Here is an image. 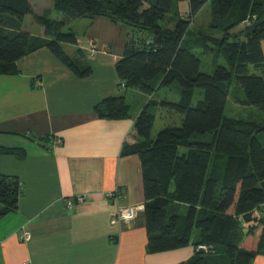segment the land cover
<instances>
[{
  "label": "trees",
  "instance_id": "1",
  "mask_svg": "<svg viewBox=\"0 0 264 264\" xmlns=\"http://www.w3.org/2000/svg\"><path fill=\"white\" fill-rule=\"evenodd\" d=\"M51 1L61 19L34 15L29 0H0V76L17 75L20 59L46 49L74 76L87 78L92 70L82 50L69 57L61 48L77 44L74 33L63 32L65 26L104 18L128 30L123 56L114 65L117 86L123 83L149 101L134 119L121 156L140 161L146 253L192 247L193 256L180 264H251L264 256V147L257 139L264 135V0ZM206 4L208 25L196 26L194 19ZM28 14L41 28L40 36L21 30ZM133 30L147 36L134 39ZM208 53L224 61L211 74L199 71V57ZM249 66L255 74H249ZM234 80L244 94L236 102L258 109L260 120L224 116ZM172 84L179 88L178 102L153 99L155 91ZM195 89L203 91V99L193 105ZM149 105L178 114L180 125L152 137L155 117ZM93 111L101 119L130 118L123 96L105 98ZM194 134L211 139L191 142ZM0 155L21 159L25 150L0 147ZM20 196L18 178L0 174V219L17 211Z\"/></svg>",
  "mask_w": 264,
  "mask_h": 264
},
{
  "label": "crops",
  "instance_id": "2",
  "mask_svg": "<svg viewBox=\"0 0 264 264\" xmlns=\"http://www.w3.org/2000/svg\"><path fill=\"white\" fill-rule=\"evenodd\" d=\"M187 10L184 5L183 16ZM209 20L197 25L206 27ZM74 21L83 29L75 48L90 58L89 77L77 78L46 49L20 59L17 75L0 76V99L13 107L0 119V147L25 150L21 159L0 155V174L21 184L17 211L0 219V264L186 262L192 247L146 253L143 210L133 221L110 224L117 207L144 203L139 158L121 156L133 118L101 119L93 111L103 99L120 97L114 65L123 56L128 30L104 18ZM260 48L264 58V40ZM138 96L143 105L145 96ZM42 137L47 138L38 141ZM116 191L117 199L106 198ZM78 196L83 202L68 209L66 201ZM22 228L30 241H22ZM251 264H264V256Z\"/></svg>",
  "mask_w": 264,
  "mask_h": 264
},
{
  "label": "rangeland",
  "instance_id": "3",
  "mask_svg": "<svg viewBox=\"0 0 264 264\" xmlns=\"http://www.w3.org/2000/svg\"><path fill=\"white\" fill-rule=\"evenodd\" d=\"M29 4L33 10L34 15H44L47 16L49 19H61L62 15L56 11H54L52 7V1L51 0H29ZM210 7L209 4H207L200 16L197 18V23L200 21H204L207 17H209ZM196 23V26H197ZM160 24H162L160 22ZM243 26L238 28L237 30L241 29ZM21 30L29 33L30 35H40L41 34V28L37 25L35 22L33 15L28 14L24 16L22 20ZM82 27L81 25L76 24L75 21H71L68 23L65 28L63 29L64 33H74L77 40H83L84 36L82 35ZM133 38H145L147 36L146 33H139L137 30H133ZM69 46V48H67ZM61 48L65 54H67L69 57H73L76 48L75 45L72 44H62ZM90 54V53H89ZM201 60L200 69L199 71L201 73H207L211 74L214 70V67L216 65H224V61L222 58H215L212 53L204 54L199 57ZM90 59V58H89ZM88 58H84V61L86 64H89ZM61 63V62H59ZM62 64V63H61ZM85 64V63H84ZM63 65V64H62ZM256 71L249 66V74H255ZM117 92L118 94L124 97L125 103L130 107L129 116L133 118V120L137 117V115L143 110V108L146 106L147 102L149 101V96L145 94H141L137 91L139 94H135V90H125L123 87L117 86ZM179 88L176 84H172L169 86H164L155 91L153 95V99L156 101H163L167 100L170 102H178L179 101ZM138 95H144V101L143 105L141 104V97ZM244 94L242 91V88L240 85L234 80L231 83V94L227 99L226 106L224 109V116L226 118H235V119H245V120H260L257 115L260 113L258 109L255 107H243L239 105L236 100L237 99H243ZM203 99V91L201 89H195L194 90V96H193V102L192 104L195 105L198 101ZM6 103H3V101L0 99V119L5 116V111L7 109H12L13 107H9V105H5ZM139 110V111H138ZM138 112V113H135ZM148 112L152 114L154 118V124L151 131V136L154 137L157 132H159L164 127L168 126H179L181 122V116L178 114L169 112L164 107H156L154 105H149ZM211 139L210 135H200V134H194L191 138V142H209ZM257 139L264 147V135L263 134H257ZM179 153H185L184 149H180ZM197 235V231H194L192 234V240L195 239Z\"/></svg>",
  "mask_w": 264,
  "mask_h": 264
},
{
  "label": "built area",
  "instance_id": "4",
  "mask_svg": "<svg viewBox=\"0 0 264 264\" xmlns=\"http://www.w3.org/2000/svg\"><path fill=\"white\" fill-rule=\"evenodd\" d=\"M246 26H250L249 20L245 22ZM89 53L90 55H93L95 53V48L92 42H89ZM37 85L39 83H36ZM120 87H124V84L121 83ZM118 193L116 192H110L106 194V198H115L117 199ZM84 197L82 196H78L76 197L74 200H68L66 201V207L68 209H71L72 207H74L75 204H79L81 202H83ZM143 210V206L139 205V206H125V207H117V211L115 213V215H113L110 219V224L111 225H121L123 223L129 222V221H133L138 213H140ZM20 237L22 239L23 242H28L31 239V235L30 233L25 230L24 228H22L20 230ZM198 249H202L205 250L206 248L204 246H199Z\"/></svg>",
  "mask_w": 264,
  "mask_h": 264
}]
</instances>
